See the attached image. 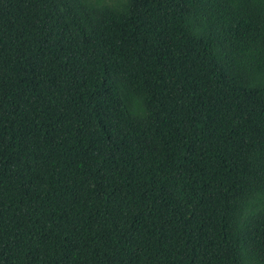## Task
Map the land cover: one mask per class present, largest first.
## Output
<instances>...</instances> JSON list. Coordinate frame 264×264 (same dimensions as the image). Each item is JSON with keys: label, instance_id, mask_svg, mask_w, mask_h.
<instances>
[{"label": "trees", "instance_id": "1", "mask_svg": "<svg viewBox=\"0 0 264 264\" xmlns=\"http://www.w3.org/2000/svg\"><path fill=\"white\" fill-rule=\"evenodd\" d=\"M0 264H264V0H0Z\"/></svg>", "mask_w": 264, "mask_h": 264}]
</instances>
